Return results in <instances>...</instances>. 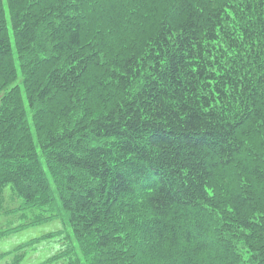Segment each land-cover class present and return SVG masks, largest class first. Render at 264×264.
Returning <instances> with one entry per match:
<instances>
[{"label": "trees", "instance_id": "trees-1", "mask_svg": "<svg viewBox=\"0 0 264 264\" xmlns=\"http://www.w3.org/2000/svg\"><path fill=\"white\" fill-rule=\"evenodd\" d=\"M1 93L0 197L56 258L264 264V0H0Z\"/></svg>", "mask_w": 264, "mask_h": 264}, {"label": "rangeland", "instance_id": "rangeland-1", "mask_svg": "<svg viewBox=\"0 0 264 264\" xmlns=\"http://www.w3.org/2000/svg\"><path fill=\"white\" fill-rule=\"evenodd\" d=\"M0 198V232L6 231L0 236V264H68L66 257H56L64 255L67 247L76 248L69 227L62 226L59 220L49 222L54 218L47 221L48 214L43 210L21 212V201L9 191ZM21 213L25 217L20 218ZM38 213L47 223L30 225ZM50 233L53 236L45 238ZM77 256L79 264H84L78 251Z\"/></svg>", "mask_w": 264, "mask_h": 264}]
</instances>
